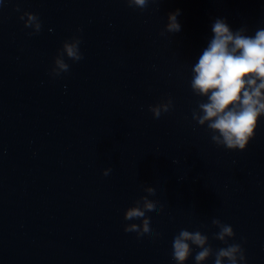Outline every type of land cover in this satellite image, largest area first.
I'll list each match as a JSON object with an SVG mask.
<instances>
[{
	"label": "water",
	"instance_id": "1",
	"mask_svg": "<svg viewBox=\"0 0 264 264\" xmlns=\"http://www.w3.org/2000/svg\"><path fill=\"white\" fill-rule=\"evenodd\" d=\"M176 9L181 30L168 33ZM25 11L39 16V34L24 27ZM218 18L254 35L264 0L143 10L125 0H0V264H175L181 229L225 247L212 239L213 219L232 226L228 243L242 245L246 264H264V117L243 151L217 146L192 119L206 98L193 94L188 65ZM73 35L84 58L65 57L69 71L51 76ZM167 98L171 110L154 119L149 106ZM145 187L164 206L146 213L155 238L123 230L140 223L123 213Z\"/></svg>",
	"mask_w": 264,
	"mask_h": 264
},
{
	"label": "clouds",
	"instance_id": "2",
	"mask_svg": "<svg viewBox=\"0 0 264 264\" xmlns=\"http://www.w3.org/2000/svg\"><path fill=\"white\" fill-rule=\"evenodd\" d=\"M161 2L162 0H125L129 7L141 10L147 8L149 3ZM179 15V9L167 15L166 32L176 33L181 30L177 20ZM19 18L23 20L25 28L32 29L29 35L39 34L42 24L37 14L25 11ZM211 30L212 38L198 62L188 65L191 69L190 87L193 94L206 98L197 102L192 119L199 126H207L211 140L217 146L243 151L253 139L259 120L264 117V28L257 29L254 35H247L246 28L233 31L224 19L218 18ZM80 44L81 39L77 35L62 43L53 59V67L49 72L51 76L58 77L69 71L70 66L65 57L73 62L84 58ZM172 106L171 98H167L150 105L148 110L154 119H159ZM110 172L111 168H105L102 175L107 176ZM143 191L147 195L134 200L132 206L123 213L124 220H139L140 223L125 224L123 230L136 233L138 238L145 235L155 238L159 233L151 227V218L146 213L155 211L159 215L164 206L157 207L158 202L148 198L155 195L154 188L145 187ZM211 224L218 229L213 233L212 239L220 241L225 247L213 249L208 235L200 230L190 232L181 229L172 242V259L175 264H185L192 255L193 246L200 249L194 257L195 264H204L213 256L214 264H246L242 245L228 243L235 236L232 226L219 219H213Z\"/></svg>",
	"mask_w": 264,
	"mask_h": 264
}]
</instances>
